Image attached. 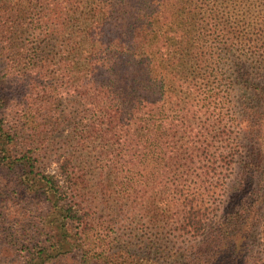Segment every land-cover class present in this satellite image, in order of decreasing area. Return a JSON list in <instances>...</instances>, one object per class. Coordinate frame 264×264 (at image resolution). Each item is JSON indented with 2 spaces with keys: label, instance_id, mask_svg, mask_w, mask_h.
Returning <instances> with one entry per match:
<instances>
[{
  "label": "rangeland",
  "instance_id": "1",
  "mask_svg": "<svg viewBox=\"0 0 264 264\" xmlns=\"http://www.w3.org/2000/svg\"><path fill=\"white\" fill-rule=\"evenodd\" d=\"M178 1L185 14L177 22V34L207 42L200 55L190 54L194 60L186 59L184 73L177 69V60L171 68L173 92L166 112L174 125L171 145H180L191 128V135L204 139L217 167L209 177L205 161L188 168H178L176 160L159 161L157 169L141 173L140 157L130 162L131 151L119 145L121 139L112 137L106 125L102 132L90 131L102 118L91 99H80L87 89L83 59L62 52V39L79 34L84 23L81 16H65L71 13L72 0H57L49 11L47 25L55 30L50 35L45 15L42 26L29 23L28 1L0 3V13L8 12L6 25L11 26L6 38L13 41L6 54L15 59L40 44L47 61L35 76L22 63L0 59V125L13 128L11 149L18 158L11 167L0 165V264H24L28 254L40 264L222 260L223 253L212 254L201 244L204 235L226 212L239 211L237 193L245 187L249 168L255 169L256 182H264V0H187L185 7L171 0ZM165 16L174 20L175 9ZM171 48L168 41L160 52ZM58 61L64 65L51 66ZM24 63L29 65L28 60ZM53 68L58 69L52 75ZM201 81L204 95L191 102L188 83ZM185 107L193 112L187 114ZM183 169L189 175L177 176ZM46 174L78 192L54 194ZM211 181L209 192L206 184ZM164 183L186 185L165 193ZM258 187L252 197L260 198L262 224L251 252L264 257V183ZM73 201L80 205L77 215L65 216L62 210ZM10 232L14 242L7 237Z\"/></svg>",
  "mask_w": 264,
  "mask_h": 264
},
{
  "label": "trees",
  "instance_id": "2",
  "mask_svg": "<svg viewBox=\"0 0 264 264\" xmlns=\"http://www.w3.org/2000/svg\"><path fill=\"white\" fill-rule=\"evenodd\" d=\"M4 1L0 0V3ZM19 1L22 3L28 1L29 10L26 13L31 14L30 24L42 26L45 15L46 33L50 35L49 32H55L47 24L49 11L57 4V0ZM32 1H34V7H32ZM180 1L183 7L187 5V0ZM72 2L71 13L67 12L65 16L70 14L81 16L84 23L79 34L73 38L62 39L63 42L66 41L62 43V52L71 57L83 59L85 79L83 85L87 89L81 93L80 99L81 101L91 99V103L93 106L96 104L102 118V121L90 125V131L102 132L103 124L106 125V130L112 137L121 139L119 145L131 151L130 162L140 157L142 164L138 166L141 173L157 169L159 161L173 160H176L174 164L178 168H188L196 162L205 161L209 163L204 164L209 170L205 176L209 177V173H215L217 167L215 163L210 162L213 158L210 155V148L204 139L200 141L195 135H191V128L187 129L180 145L176 147L171 145L174 125L166 113L173 92L170 79L173 71L171 68L177 60L181 62L177 65V69L184 73L183 65L187 64L186 59L189 57V60H194L190 54L200 55L206 48L207 42L199 38H189L185 33L177 34L180 32L177 22L185 14L182 11L183 8L177 6L179 1L175 4L171 0H72ZM171 9H175L174 20L167 19L165 16ZM7 14L5 10L0 13V59H7L12 64L22 63L33 75H40L46 61L41 51L42 45L35 46L31 53L27 48L24 49L25 51L20 52L15 59L13 54H6L10 41L13 45L11 38H6V33L11 28L6 25ZM23 15H25L24 12ZM167 34L170 35L169 39L163 37ZM168 41L171 42L172 48L162 54L160 46ZM26 60L29 65L24 63ZM60 64L64 65V62H51V66ZM79 66L81 68V63ZM58 68L49 69V73L53 75ZM195 72L196 70H193L190 74ZM193 77H200V75ZM202 84L203 81L201 84H196L199 86L197 87L193 83H188L186 94L191 102L198 98L200 100L204 95ZM2 100L3 98L0 97V102ZM182 110H185L187 114L193 112L190 107ZM184 126L181 122V127ZM12 130L11 127L4 128V124L3 127L0 125V165L7 167H11L18 160L11 149L14 145ZM162 138L166 141L162 142ZM140 152L144 154V159ZM128 153L125 151L127 156ZM263 159L264 154L261 160ZM144 160H148L149 163L147 161L144 163ZM222 160L229 165V159L226 156ZM154 161L156 162L153 163ZM62 168L64 169V166L61 164V172ZM183 170L185 172L177 176L189 175L185 169ZM255 174L254 168H249L245 174L247 180L245 187L237 193L240 198L237 199L239 211L226 212L223 220L217 222L207 236L204 235L205 241L201 244L211 249L212 254L223 253L224 255L222 260L212 261L210 264H264V257L251 252L262 224V215L258 213L260 198H254L252 195L255 194L254 187L259 186L260 189L264 182L262 179L256 182ZM45 180L48 188L59 196L70 193L75 196L78 192L72 186L59 184L54 175L46 174ZM211 184L212 181L209 185L206 184L209 192L213 191ZM185 185L186 183H177L175 187H172L164 183L162 188L165 193H175L179 191L177 187ZM78 207L80 205L73 201L62 212L66 214L65 216H70L71 213L76 216ZM189 208L194 211L193 205ZM1 220H3L2 217ZM7 237L10 242L15 241L14 233H8ZM8 244L6 246L12 250V246ZM261 252H264V249ZM24 259V264H40L35 260L36 257L33 258L30 254Z\"/></svg>",
  "mask_w": 264,
  "mask_h": 264
}]
</instances>
